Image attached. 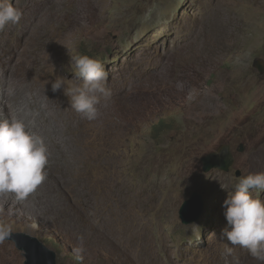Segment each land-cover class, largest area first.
<instances>
[{"label": "rangeland", "instance_id": "374dc122", "mask_svg": "<svg viewBox=\"0 0 264 264\" xmlns=\"http://www.w3.org/2000/svg\"><path fill=\"white\" fill-rule=\"evenodd\" d=\"M44 1L41 29L23 34L20 19L0 30L24 48L16 61L0 56V119L24 121L48 149L41 185L23 200L0 193L12 230L0 264H26L16 237L41 242L56 264H264L220 236L232 186L264 173V0ZM25 2L12 0L22 15ZM75 55L107 72L111 95L91 121L51 90L57 76L76 78ZM225 145L230 169L204 171ZM194 191L204 212L186 224L180 207Z\"/></svg>", "mask_w": 264, "mask_h": 264}, {"label": "clouds", "instance_id": "9594fccd", "mask_svg": "<svg viewBox=\"0 0 264 264\" xmlns=\"http://www.w3.org/2000/svg\"><path fill=\"white\" fill-rule=\"evenodd\" d=\"M21 17L22 12L12 0H0V30L8 23H19ZM70 63L76 78L57 76L51 90L55 93L63 88L70 108L82 118L94 120L100 97L111 95L107 72L99 61L87 55L71 56ZM47 163L48 149L42 137L30 132L20 119H0V193H14L18 200L25 199L45 180ZM232 187L234 193H229L222 205L227 225L221 230V239L264 261V200L259 198L264 192V173L241 176ZM11 234L10 225L0 223V243ZM225 252L231 254L233 248L226 247Z\"/></svg>", "mask_w": 264, "mask_h": 264}, {"label": "water", "instance_id": "95a60500", "mask_svg": "<svg viewBox=\"0 0 264 264\" xmlns=\"http://www.w3.org/2000/svg\"><path fill=\"white\" fill-rule=\"evenodd\" d=\"M255 65L261 71L263 68L255 61ZM204 171H210L214 168L229 170L234 163V158L229 145L223 146L219 152H211L203 157ZM204 199L201 193L194 191L189 199L183 202L180 207L181 220L186 223L195 222L204 212ZM17 246L26 251L28 260L26 264H56L54 256L56 254L52 250L46 249L41 242L32 240L28 237H16Z\"/></svg>", "mask_w": 264, "mask_h": 264}, {"label": "bare ground", "instance_id": "6f19581e", "mask_svg": "<svg viewBox=\"0 0 264 264\" xmlns=\"http://www.w3.org/2000/svg\"><path fill=\"white\" fill-rule=\"evenodd\" d=\"M54 2V1H53ZM52 2V3H53ZM55 3V2H54ZM49 5H51L50 3L44 1V0H26L25 2V12L23 13L22 17H21V22L20 24H18V31L23 33V34H29L31 33L32 30H34L35 28H40L41 24H45L44 22V19L46 17V15L48 16H52V13L51 12H47L45 7ZM45 9V10H44ZM48 9V8H47ZM50 9V8H49ZM17 25V24H16ZM15 25V27H16ZM43 27V26H42ZM45 27V26H44ZM41 29V28H40ZM47 29V27H46ZM8 31H9V28H8ZM8 31H7V34H3L0 35V56L3 57V58H7L9 55L11 54H15V61L18 59L19 56L23 55L24 54V48L22 49H18L16 52H14L10 47H9V44H8V41H7V38H8ZM45 31V30H44ZM47 31V30H46ZM45 31V32H46ZM47 32H50V31H47ZM45 34V33H43ZM42 34V35H43ZM48 34V33H46ZM37 37V35H35ZM31 39V38H30ZM29 40V39H28ZM26 42V41H25ZM24 42V43H25ZM13 61V62H15ZM13 62H10L13 64ZM38 67L39 65H36V66H33V67H29L27 69H23V70H19L21 72V74H23L24 76H29V75H35L37 73V70H38ZM60 91V90H59ZM61 93V92H60ZM63 94V93H62ZM64 95V94H63ZM97 107V106H96ZM72 113H76L77 115H80L79 113L75 112V110L72 109ZM75 117V116H74ZM86 154L84 153V156ZM89 179V178H88ZM112 180V179H110ZM113 185V184H112ZM115 185V184H114ZM100 186V185H99ZM115 187V186H114ZM113 188V187H112ZM116 188V187H115ZM110 192V191H109ZM112 193V192H111ZM101 201H104L103 199V196L101 198ZM148 201L151 202V198L148 196ZM103 204V202H102ZM105 207V204L103 206V208ZM117 211V210H116ZM119 211V210H118ZM113 233V232H112ZM141 238L143 240H147V239H150L152 238L150 235H148L145 230L143 231V229L141 230ZM128 245V244H127ZM126 245V246H127ZM131 245V244H130ZM219 245V244H218ZM217 245V247H218ZM216 247V248H217ZM216 248L214 250V252L212 253L213 255L215 254H218V253H215L217 252L216 251ZM144 249V248H142ZM149 252V256L153 257V252L150 250L148 251ZM147 252V253H148ZM139 254V253H138ZM209 254V253H208ZM146 255V254H145ZM210 255V254H209ZM212 255V256H213ZM224 255V254H223ZM222 255V256H223ZM211 256V257H212ZM156 257V256H154ZM210 257V256H209ZM147 259V257H145ZM149 258V257H148ZM160 260V259H158ZM147 261V260H146ZM148 262V261H147ZM151 263L152 264H156V261L154 260H151ZM160 263V262H159Z\"/></svg>", "mask_w": 264, "mask_h": 264}]
</instances>
